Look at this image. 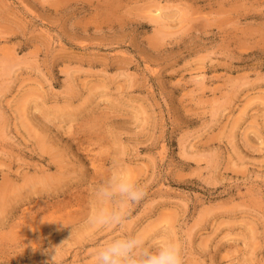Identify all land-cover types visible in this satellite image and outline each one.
<instances>
[{
  "label": "rangeland",
  "instance_id": "1",
  "mask_svg": "<svg viewBox=\"0 0 264 264\" xmlns=\"http://www.w3.org/2000/svg\"><path fill=\"white\" fill-rule=\"evenodd\" d=\"M117 166L146 196L98 229ZM133 234L264 264V0H0V264Z\"/></svg>",
  "mask_w": 264,
  "mask_h": 264
},
{
  "label": "clouds",
  "instance_id": "2",
  "mask_svg": "<svg viewBox=\"0 0 264 264\" xmlns=\"http://www.w3.org/2000/svg\"><path fill=\"white\" fill-rule=\"evenodd\" d=\"M146 196L142 185L117 166L93 186V210L87 222L98 229H122L130 219V209ZM57 248L48 264H56ZM94 264H184L181 249L175 243L148 247L139 234L116 236L95 249Z\"/></svg>",
  "mask_w": 264,
  "mask_h": 264
}]
</instances>
